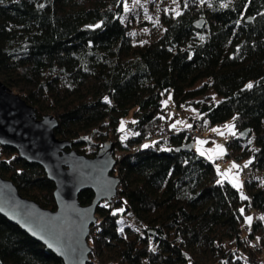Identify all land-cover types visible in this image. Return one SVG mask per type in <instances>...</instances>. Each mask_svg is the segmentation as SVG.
Returning a JSON list of instances; mask_svg holds the SVG:
<instances>
[{
  "label": "trees",
  "instance_id": "obj_1",
  "mask_svg": "<svg viewBox=\"0 0 264 264\" xmlns=\"http://www.w3.org/2000/svg\"><path fill=\"white\" fill-rule=\"evenodd\" d=\"M124 1L0 0V80L38 118L52 114L55 135L78 153L114 142L118 194L96 205L87 264H263L264 186L251 176L238 189L183 146L196 144L192 127L230 122L227 155L264 172V0H180L176 12L162 13L152 42L159 78L131 25L115 26L111 15ZM199 18L201 30L192 25ZM209 90L221 99L201 103L190 126L171 125L165 95L195 104ZM0 175L55 209L43 169L9 146L0 145ZM92 198L89 189L78 194L82 205ZM0 264L63 261L0 215Z\"/></svg>",
  "mask_w": 264,
  "mask_h": 264
},
{
  "label": "water",
  "instance_id": "obj_2",
  "mask_svg": "<svg viewBox=\"0 0 264 264\" xmlns=\"http://www.w3.org/2000/svg\"><path fill=\"white\" fill-rule=\"evenodd\" d=\"M204 24V18L192 23L197 30ZM57 125L52 114L38 118L34 107L0 80V145L11 147L20 158L43 169L54 185L55 201V209L42 207L21 195L10 179L0 175V215L63 264H87L91 250L87 237L97 220L96 205L118 194L120 178L111 173L116 162L114 142L107 140L93 156H86L55 135ZM183 147L194 149L195 144ZM87 189L93 192V198L82 205L78 194Z\"/></svg>",
  "mask_w": 264,
  "mask_h": 264
},
{
  "label": "rangeland",
  "instance_id": "obj_3",
  "mask_svg": "<svg viewBox=\"0 0 264 264\" xmlns=\"http://www.w3.org/2000/svg\"><path fill=\"white\" fill-rule=\"evenodd\" d=\"M179 6L180 0H125L123 7L111 15L116 23V27L121 26V23L127 22L131 25V33L134 36L135 42L147 46L144 58L147 63L156 68L157 78L161 77L164 73L163 66H159V51L152 48V42L163 29V25L160 23L159 18L162 13L169 11L176 12ZM27 87L28 86L24 85V88ZM11 92L18 94L13 90H11ZM220 99V96L209 90L204 95L194 98L195 104L184 102L176 105L170 98V95L167 94L163 102L164 114L173 127H187L191 125V120L193 118H199L198 106L201 103L217 102ZM131 120V116H128L121 121V123L123 122V129H125L126 123ZM207 125H209V127L201 136L192 137L196 141V144L194 143L195 151L214 163L216 172L220 178L229 181L233 186L241 189L244 179L238 176V169L241 166L240 162H237L238 160L234 157L227 155L228 147L226 143L229 137L233 136L235 133L233 125L230 122L218 125L207 123ZM196 126L200 127L202 125L198 124ZM213 129L216 131H213ZM220 159H224L226 162L221 163ZM233 164L237 167H232ZM251 176L254 177L258 186H264V172L252 169ZM127 218L128 215L122 216L120 222L124 223L127 221ZM250 222H246V224L243 225V230L245 232H248ZM249 242L256 246L257 239L252 238ZM261 255V257L264 258V253Z\"/></svg>",
  "mask_w": 264,
  "mask_h": 264
},
{
  "label": "built area",
  "instance_id": "obj_4",
  "mask_svg": "<svg viewBox=\"0 0 264 264\" xmlns=\"http://www.w3.org/2000/svg\"><path fill=\"white\" fill-rule=\"evenodd\" d=\"M215 125H218V124H215ZM208 127H209V125H207V124H202V126H200V127L194 126V127H192L189 130L188 134H189L190 137H198V136H201ZM162 137H164L166 139L168 138L167 134H162ZM232 137L233 136H230L229 137L228 142H230L232 140ZM220 162L221 163H225L226 160L220 159ZM240 165H241V163H240ZM251 173H252V168L249 165H247V164L246 165H241L239 167V169H238V176L241 179H244V180L250 178L251 177ZM255 245H257V243ZM92 261H95V259L93 258Z\"/></svg>",
  "mask_w": 264,
  "mask_h": 264
},
{
  "label": "snow or ice",
  "instance_id": "obj_5",
  "mask_svg": "<svg viewBox=\"0 0 264 264\" xmlns=\"http://www.w3.org/2000/svg\"><path fill=\"white\" fill-rule=\"evenodd\" d=\"M98 26L99 25H97V27ZM246 87L250 88V87H252V85L248 84V85H246ZM105 100H107V97H105ZM227 127H230V126H227ZM121 129H123V122L121 123ZM213 131H216V130L213 129ZM144 147H147V145H145ZM232 167H237V166L235 164H233ZM119 211H122V209H120ZM241 211H243V210H241ZM245 219H246V222H250L252 218L251 217H246ZM262 219H264V217H262Z\"/></svg>",
  "mask_w": 264,
  "mask_h": 264
},
{
  "label": "bare ground",
  "instance_id": "obj_6",
  "mask_svg": "<svg viewBox=\"0 0 264 264\" xmlns=\"http://www.w3.org/2000/svg\"><path fill=\"white\" fill-rule=\"evenodd\" d=\"M114 199V198H113Z\"/></svg>",
  "mask_w": 264,
  "mask_h": 264
}]
</instances>
